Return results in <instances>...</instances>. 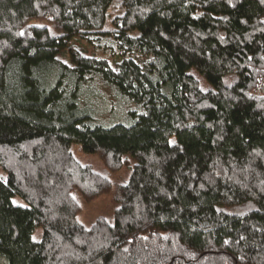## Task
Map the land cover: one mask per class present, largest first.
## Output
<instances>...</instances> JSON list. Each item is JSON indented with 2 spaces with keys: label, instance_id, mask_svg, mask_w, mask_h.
Listing matches in <instances>:
<instances>
[{
  "label": "trees",
  "instance_id": "trees-1",
  "mask_svg": "<svg viewBox=\"0 0 264 264\" xmlns=\"http://www.w3.org/2000/svg\"><path fill=\"white\" fill-rule=\"evenodd\" d=\"M0 264H264V0H0Z\"/></svg>",
  "mask_w": 264,
  "mask_h": 264
},
{
  "label": "rangeland",
  "instance_id": "rangeland-1",
  "mask_svg": "<svg viewBox=\"0 0 264 264\" xmlns=\"http://www.w3.org/2000/svg\"><path fill=\"white\" fill-rule=\"evenodd\" d=\"M90 50H94L97 55L107 56L101 47L90 45ZM97 86L98 87L95 85L86 86L87 88L83 89V95H85L84 101L86 103H92V106H94V98H97V103L95 106L101 110V120L105 124L110 125V123L115 122L126 124L131 118L130 112H132L133 109H131V107L128 105H125L123 101H120V98H118L116 101L113 96V91L106 88V85L104 86L98 83ZM98 88L100 89V95H98ZM74 152L80 158L87 157L96 169L103 167L97 155L88 154V156H86L78 145H74ZM125 157L129 159L130 165L123 166L116 172H109V178L112 181V188L108 193L101 194L91 201H86L78 193L76 194L81 205V210L76 216V220L78 222L85 225L86 227L91 226L96 220L100 218H104L113 222L115 209L119 206V202L116 199V189L118 185L128 182L132 166L136 162V160L130 154H126ZM14 202L18 203L19 201L15 198ZM41 233L42 229L38 227L33 234V238L38 239Z\"/></svg>",
  "mask_w": 264,
  "mask_h": 264
}]
</instances>
